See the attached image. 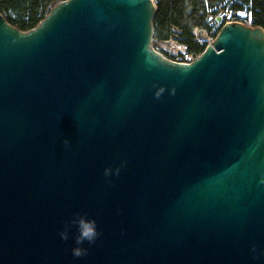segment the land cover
<instances>
[{"label":"water","instance_id":"obj_1","mask_svg":"<svg viewBox=\"0 0 264 264\" xmlns=\"http://www.w3.org/2000/svg\"><path fill=\"white\" fill-rule=\"evenodd\" d=\"M155 10L0 13V264H264V29L225 23L183 63L153 47ZM77 212L100 232L80 258L76 226L59 236Z\"/></svg>","mask_w":264,"mask_h":264},{"label":"trees","instance_id":"obj_2","mask_svg":"<svg viewBox=\"0 0 264 264\" xmlns=\"http://www.w3.org/2000/svg\"><path fill=\"white\" fill-rule=\"evenodd\" d=\"M61 0H0V13L14 27L25 31L34 27ZM152 39L162 42L172 28L179 30L177 40L190 52H200L204 44L192 39L191 30L200 24L211 8L224 0H153ZM251 11V24L264 29V0H242Z\"/></svg>","mask_w":264,"mask_h":264},{"label":"built area","instance_id":"obj_3","mask_svg":"<svg viewBox=\"0 0 264 264\" xmlns=\"http://www.w3.org/2000/svg\"><path fill=\"white\" fill-rule=\"evenodd\" d=\"M229 22L252 25L248 4L242 0H224L217 7L207 10L203 21L192 28V39L204 44V47L212 44L220 27ZM178 32L177 28H172L169 38L162 41L166 43L167 48L160 53L174 61L191 63L201 51L197 53L188 51L186 45L177 40Z\"/></svg>","mask_w":264,"mask_h":264},{"label":"clouds","instance_id":"obj_4","mask_svg":"<svg viewBox=\"0 0 264 264\" xmlns=\"http://www.w3.org/2000/svg\"><path fill=\"white\" fill-rule=\"evenodd\" d=\"M165 88L159 87L155 96L159 98L162 93H164ZM172 92H175V88L172 89ZM65 147L70 145V141L68 138H65L63 141ZM126 161H121L119 165H117L114 169L111 167H106L104 169L105 178H111V176L120 174L121 168L124 167ZM260 183L264 184V176L260 178ZM72 225H75L77 228V234L75 236V245L72 248V255L75 258H80L82 256H86L88 254V248L84 247V243L94 244L98 237L100 236V232L97 228V223L94 218H89L87 213L77 212L72 217L71 221L65 225V227L59 232V236L62 240L67 241L69 239V230ZM251 251L255 255L257 253V246L255 244L251 245Z\"/></svg>","mask_w":264,"mask_h":264},{"label":"rangeland","instance_id":"obj_5","mask_svg":"<svg viewBox=\"0 0 264 264\" xmlns=\"http://www.w3.org/2000/svg\"><path fill=\"white\" fill-rule=\"evenodd\" d=\"M153 47L158 50L159 52H164V48H167L165 42H157L156 40L152 39Z\"/></svg>","mask_w":264,"mask_h":264}]
</instances>
